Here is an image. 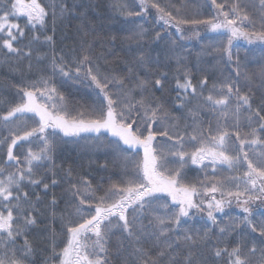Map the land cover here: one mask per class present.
Here are the masks:
<instances>
[{"label":"snow or ice","instance_id":"6c2138e0","mask_svg":"<svg viewBox=\"0 0 264 264\" xmlns=\"http://www.w3.org/2000/svg\"><path fill=\"white\" fill-rule=\"evenodd\" d=\"M210 5L215 13L209 19H178L179 8H175L177 15H173L167 10L168 6H161L155 0H139L142 13L155 8L159 20L165 25L175 26L177 31L182 32L181 25H204L212 32L226 36L227 44L223 46V51L229 61L237 65V78L243 75L244 80L250 83L251 76L247 72L241 73L238 54L233 60V41L243 38L249 43L254 40L264 42V0H259V31L255 30L256 21L246 11L248 5L242 0H223L221 3L210 0ZM112 7L124 16L141 15L130 11L123 0H114ZM70 11L64 0L59 3L51 0L47 7L40 0H0V53H6L0 57V62L7 63L9 56L22 54V49L15 45L25 37V31L14 22L16 19L23 16L25 27L34 30L37 25L45 27L49 14L55 20ZM145 34L146 30L140 26L134 36L140 38ZM159 35L157 33L156 38ZM33 39L38 40L39 37ZM45 40L53 43L52 36H46ZM23 54L30 56L31 51ZM59 60L60 63H57L53 54V72L87 80L96 92L98 103L91 106L90 112L78 111L75 117H71L65 97L57 90L52 77L41 75L29 81L26 87L18 88L20 102L10 105L0 116L8 131V136L0 137V149L6 156L0 163V264H29L36 251L25 233L37 225L38 216L42 214L25 187L43 185L44 190L49 189V184L44 183L42 178L34 177L36 170L53 160L55 144L49 137L54 138L57 130L65 136L101 134L103 130L116 138L117 145L122 142L123 146H127L124 151L135 153L134 156L121 155L120 171L117 173L119 180L110 183L107 188L99 184L93 186L91 180L84 177L70 184V200L59 214L67 242L59 253L56 252L58 234L51 225L48 226L52 256L59 260V264H115L113 256L120 264H128L123 258L125 242L135 245L130 254L134 257V264H160L159 258L164 257L173 244L179 246L182 242L186 247H197L211 240L213 228L218 230L219 238L235 232L238 223L229 221L221 224L222 217L217 216V213H224L233 201L241 206L245 214L239 223L247 225L253 232H259L262 246L253 244L248 249L249 255H244L241 244L237 242L230 250L228 247H217L214 255L217 258L226 257V264H264V218L253 223L257 213L264 217V93L255 108V94L251 90L242 94L235 81L213 84L205 96L207 77L199 85L193 84L190 73L184 71L182 78H176L175 87L178 93H182L176 97L180 102L177 110L187 107L192 99L200 98L203 104L196 103L188 109L192 123L181 128L180 118L171 115L164 103L151 94V87L163 90V80L143 79L133 71L148 62L142 51L136 63L128 68L129 75L126 76L101 72L88 55L74 60V68L63 56ZM180 62L178 57L177 63ZM28 67L30 70L31 64ZM161 75L166 78V74ZM259 75L264 86V66ZM204 106L218 117L214 131L211 127L205 131L199 123V114ZM28 114L35 120L36 126L27 124L24 118ZM86 115L89 118L85 119ZM241 119L249 131L239 130ZM153 125H156L155 129ZM189 128L191 132L187 131ZM229 128L235 130L229 131ZM158 137L166 138L169 143L167 151L154 144ZM34 140L39 141L36 150L28 147L19 155L14 153V149L19 151L24 143L31 144ZM188 144L192 145L191 150H186ZM246 148L251 150V154ZM233 152L235 155L229 154ZM173 163L176 166L169 167ZM188 165L199 166L204 172V179L189 180L185 172ZM239 167L246 168L241 176L218 178V169L235 171ZM208 170H211V175ZM66 175L71 177L70 169ZM57 183L56 180L51 181L52 185ZM98 192L103 194L97 195ZM36 201H40L39 196ZM257 201L261 206L254 210L249 205ZM57 203L53 197L50 206L54 209ZM33 212L37 214L33 215ZM197 213L204 214L200 219L206 226L205 230L190 233L181 229L182 222L186 223ZM50 218L53 221L57 219L54 210ZM144 219L148 220V225L143 223ZM180 231H183L182 236L174 235ZM20 237L24 238V243L18 246L16 240ZM147 240L163 241L162 245H155L160 248L156 258L143 247V241ZM170 264L177 262L170 258ZM183 264H194L191 253L185 257Z\"/></svg>","mask_w":264,"mask_h":264},{"label":"trees","instance_id":"16d2710c","mask_svg":"<svg viewBox=\"0 0 264 264\" xmlns=\"http://www.w3.org/2000/svg\"><path fill=\"white\" fill-rule=\"evenodd\" d=\"M40 2L47 7L51 0H40ZM55 2L59 3L60 0H55ZM64 2L71 11L63 17L58 16L55 20L49 14L44 28L39 25L34 30L31 27H25L26 19L23 16L14 21L24 28L25 37L15 45L22 49V54L9 56L7 63L0 62V116L5 114L10 105L20 102L17 94L18 88L26 87L29 81L36 80L41 75L52 77V82L57 90L65 97L71 117H75L78 111L90 112L91 106L98 103L96 92L89 86L87 80H77L74 77L62 76L58 71L53 72V54L57 57V63H60L59 57L63 56L64 60L73 68L75 67L74 60L88 55L93 63L99 66L101 72L126 76L129 75L128 68L136 63V58L142 51L148 62L142 67H135L133 71L143 79L163 80V90L151 87V94L164 103L171 115L180 118L181 128L185 124L192 123L188 109L196 103L203 104V100L200 98L192 99V103L187 107L177 110L180 102L176 100V97L182 93H178L175 87L176 78L178 76L182 78L184 71L190 73L193 84L199 85V82L207 77L205 96L208 95L213 84L219 85L226 81H235L240 86L242 94L249 90L255 94L254 108L259 104L262 93H264V86H262L259 75L261 67L264 66V42L249 43L247 40L239 38L235 42L238 44L232 48L233 60L238 54L241 61V73L247 72L251 76L249 83L244 80L243 75L239 79L237 78L235 72L237 65L229 61L227 54L223 51V46L227 44V37L208 33L204 25H181L182 32L177 31L175 26L165 25L159 20V14L155 8H149L147 13H142L139 0H123L128 4L130 11L141 13L139 16L132 17L121 15L116 11L112 7L114 0H64ZM155 2L161 6H168L167 10L172 11L173 15H177L175 8L181 9L177 16L178 19H209L215 13V9L210 5V0H155ZM217 2L221 3L223 0H217ZM242 3L248 5L246 11L256 21L255 30H261L259 0H242ZM140 26L146 30V34L137 38L134 33L139 31ZM157 33L160 34L159 38H156ZM46 36H52L53 43L47 42ZM33 37H39V39L34 40ZM29 50L31 51L30 56L23 54ZM4 55L6 53H0V57ZM178 57L181 59L179 64L177 63ZM29 64H31L30 70ZM162 73L166 74V78L161 75ZM197 90L200 91L199 87ZM84 118L89 117L86 115ZM24 119L30 127L36 126L31 115ZM217 119L216 114L207 106H204L203 111L199 114V123L205 131H208L209 127L214 131ZM221 124L227 126L224 121H221ZM244 124L245 121L241 119L239 130L241 132L249 131L250 129ZM153 128L155 129L156 125H153ZM234 130L229 128V131ZM187 131L191 132L192 130L189 128ZM85 135L89 134L64 136L57 131L54 138L50 136L49 138L55 144L53 160L51 163L45 162L41 168L36 170L37 174L34 177L42 178L44 183L49 184V189L44 190L43 185L25 187V191L29 193L36 208L42 214L38 216L37 225L25 233L36 250L33 252L29 264H32L33 261L35 264H59V260L52 256L48 226L51 225L58 234L56 252L59 253L67 242L59 214L70 200L68 191L70 184L76 183L78 178L84 177L91 180L93 186L99 184L107 188L110 183L119 180L117 173L120 171L121 155H135L134 152L124 151L127 147L122 144L117 145L116 138L110 134L105 137L90 135L92 143L83 138ZM3 136H8V131L0 121V137ZM154 144L162 146L165 151L169 147L166 138L158 137ZM38 146L39 141L34 140L31 144L24 143L19 151L14 149V153L19 155L28 147L36 150ZM191 148V144L186 145V150H191ZM246 150L248 149L246 148ZM139 151L142 155V151ZM229 154L235 155L234 152ZM5 159L4 150L0 149V163ZM105 164L106 168L103 167ZM2 166L8 167L6 164ZM174 166H176L174 163L169 165V167ZM50 168L52 171H49ZM69 169L71 177L66 175ZM208 171L211 175V170ZM245 171V167H239L235 171L223 168L217 170V175L222 179L226 176H241ZM52 172H55L54 176ZM185 172L189 180L204 179V172L199 166L188 165ZM52 180H56L58 183L52 185ZM102 194V192L97 193V195ZM37 196L40 197L39 202L36 201ZM53 197L58 202L54 209L50 206ZM217 198L219 199V196ZM72 202L75 203V201ZM249 206L254 207L255 210L261 205L257 201ZM53 210L57 213V219L54 221L50 218V213ZM32 214L36 215L37 213L33 212ZM202 215L204 214L197 213L194 218L187 219L186 223L182 222L181 229H187L190 233L199 230L202 233L206 227L200 219ZM244 215L241 206L233 201L225 208L224 213H217V216L218 218L222 217L221 224L229 221L238 223L239 227L235 232L219 238L218 230L213 228L211 240L197 247H186L182 242L179 243V246L173 244V248L164 257L159 258L160 264H170V258L174 259L177 264H183L189 253L192 254L194 264H226L227 258L215 257L214 250L217 247H228L230 250L236 246L237 242L241 244L244 255H249L248 249L253 244L257 247L262 245L259 232H253L247 225L239 223ZM262 218L264 217L257 213L253 223ZM143 223L148 225V220L144 219ZM146 230L151 231L152 229ZM117 235L119 236L120 233ZM174 235L182 236L183 231L176 232ZM218 238L219 242H217ZM23 243V237L17 238L18 246ZM157 243L162 245L163 241H143V247L149 250L150 255L154 258L160 251V248L155 246ZM124 247L123 258L127 259L128 264H134V257L130 254L135 245L125 242ZM50 257L52 259H49ZM113 260L115 264H120L115 256H113Z\"/></svg>","mask_w":264,"mask_h":264},{"label":"rangeland","instance_id":"374dc122","mask_svg":"<svg viewBox=\"0 0 264 264\" xmlns=\"http://www.w3.org/2000/svg\"><path fill=\"white\" fill-rule=\"evenodd\" d=\"M207 32L208 33H210V34H216V35H218V33H215V32H212L210 29H207ZM237 40H239V39H237ZM237 40H234L233 41V47L236 45V44H238V43H235V42H237ZM254 42H261V41H255L254 40ZM28 115H31V114H28ZM59 133H61L62 135H64L62 132H60L59 130H57ZM82 134H89V135H85V136H83V138L87 141V142H89V143H92L91 142V137L92 136H90V135H98V136H96V137H105V136H107V134H110V133H108V132H105V131H103L102 130V133L101 134H95V133H82ZM81 134V135H82ZM111 135V134H110ZM65 136V135H64ZM115 138V137H114ZM121 144H122V142H121ZM125 147H127V146H125ZM249 150V149H248ZM141 151H142V149H141ZM250 151V154H251V150H249Z\"/></svg>","mask_w":264,"mask_h":264}]
</instances>
